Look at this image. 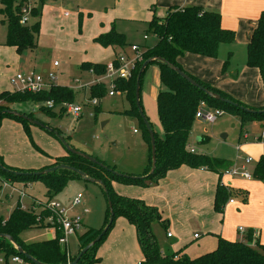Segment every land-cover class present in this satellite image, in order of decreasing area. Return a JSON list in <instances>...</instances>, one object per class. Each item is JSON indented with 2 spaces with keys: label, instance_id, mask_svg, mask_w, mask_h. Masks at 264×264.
<instances>
[{
  "label": "trees",
  "instance_id": "16d2710c",
  "mask_svg": "<svg viewBox=\"0 0 264 264\" xmlns=\"http://www.w3.org/2000/svg\"><path fill=\"white\" fill-rule=\"evenodd\" d=\"M41 2L42 4L45 3L43 0ZM0 3V14L3 16L2 22H6L8 26L5 45L14 47L18 54H23L26 50L35 49L37 46L36 38L41 31L42 9L33 7L31 17L34 19V22L24 25L21 23L22 7L24 6L23 0H0ZM149 32L153 33L157 41L152 46L145 47L143 61L138 64L136 71L130 79L116 81L117 90L123 92L131 103V108L126 110L125 114L138 117L144 126L145 139L149 147L150 162L143 174L140 176L133 174H124V176L117 175L113 172L116 171L114 168L98 158L108 168L93 163L81 155L67 151L66 155L55 158V162L51 166L29 170L9 167L4 164L0 156V163L5 168L0 167V176L3 178L2 180L11 179L20 182H43L48 189L49 201L60 193L70 181L76 179L85 180L79 173L68 169L42 173L45 169L52 166L60 164L70 165L85 172L88 177L100 179L105 183L108 194L102 190L107 202L108 196L112 201L114 211L113 222L104 232L101 239L82 255L78 264H95L101 261V258L97 254L98 248L107 237L115 219L118 217L125 218L136 229L138 243L143 253V260L138 264H264V244L258 240L254 245L251 244L254 235L252 230L248 233L247 241L230 240L218 235L217 247L195 258H191L181 251L165 252L158 240L154 226L160 225L166 233H169V221L163 217L159 208L148 205L143 199L120 195L113 188V182L142 184L144 186L155 185L160 179L166 176L168 171L177 169L183 165L197 169L205 168L219 174L214 209L222 213L225 204L232 198V189L225 186L221 179L223 174L232 167L233 163L226 159L213 158L206 154L192 153L189 149V139L194 123L197 120L196 113L200 103L206 102L209 107L229 111L232 114L240 116L243 121L256 119L264 123V107L254 108L247 106L234 99L228 93L189 74L178 63V57L186 53L216 58L218 57L222 44H231L234 42L235 31L223 27L222 16L219 12L195 5L173 7L166 17L160 18L156 15L153 17L149 22ZM94 42L105 48L109 46L123 48L126 45V38L124 34L119 33L112 27L109 32L101 33L97 36ZM230 57L231 53L224 62V72L227 70ZM150 58L163 59L165 62L154 60L148 64L142 73L140 80V103L144 111L142 104L144 77L150 66L158 65L160 68V82L163 88L159 90L157 103L163 135L160 138L154 131L157 147V166L152 175L145 177L148 175L152 166L151 138L139 112L136 100V86L139 70L143 63ZM246 64L250 67L259 68L264 79V11L259 17L258 25L247 46ZM173 66L179 67L211 92L219 94L222 98L229 99L238 105L211 97L177 74ZM83 68L94 71L95 74L103 75L106 70V63L87 62L83 65ZM89 91L90 97L92 98L97 97L101 99L107 95V89L104 84L91 85ZM75 98L76 93L73 89L58 84L52 86L49 90L38 93L19 90L2 91L0 92V123L5 117L16 119L22 122L26 131L30 133L29 125L33 123L7 112L3 113V111L9 109L15 110L11 108V105L16 103L53 101L54 107L42 106V110L48 113H54L55 107L61 106L62 102H74ZM246 108L255 110L256 112H249ZM63 112H65V109L60 107V113ZM24 114L33 119H37L33 115V112ZM42 128L45 129L44 127ZM48 132L56 136L54 132ZM252 177L264 182V155L256 163ZM244 200L247 199L245 198ZM52 214L50 209L43 206L39 210H23L18 204L8 218L0 216V234H8L13 237L17 245L21 246L24 251L41 263L66 264L72 257L73 260L76 259L81 250L104 231L111 216L108 205L104 225L100 229L89 228L80 237L79 252L75 256H71L59 241L60 233H57V236L52 239L32 243H26L21 238V234L24 231L45 227L38 220L39 216L46 217ZM0 253L6 260L13 255L23 256L19 253L14 243L5 237H0ZM23 257L25 260L31 261L25 256ZM31 262L35 264L33 261Z\"/></svg>",
  "mask_w": 264,
  "mask_h": 264
},
{
  "label": "rangeland",
  "instance_id": "374dc122",
  "mask_svg": "<svg viewBox=\"0 0 264 264\" xmlns=\"http://www.w3.org/2000/svg\"><path fill=\"white\" fill-rule=\"evenodd\" d=\"M25 2L30 8L42 9L41 31L36 38L37 46L35 49L26 50L23 54H18L15 50H12L13 52L1 51L0 71H2L1 66L3 65L13 67L15 64L13 62L18 56L21 64L20 71L35 70L37 73L42 74L54 73L58 78L56 84L67 86L75 91L76 98L74 102L81 105L83 110L79 116H75L67 111L60 113V106H57L54 108V113H48L42 110V106H47L48 101L16 103L19 106H16L15 110L27 114L33 112L37 120L61 131L60 134L68 138L67 141L71 146L104 161L117 172L139 176L143 174L141 170L137 173H134L135 171L131 172L134 167L131 165H136L146 155L147 151L149 153L148 142L145 139L144 126L141 120L136 116L125 114V111L131 108V103L124 93H117L115 96L106 95L100 99V104L97 106L86 104L85 101L90 96L89 85L93 81L102 78L103 83L106 84V89H108L109 80L104 78V75H98L94 71L84 69L83 65L87 62L108 63L114 57L115 51L120 52L122 50L131 53L132 43L141 45L144 52V46H152L157 41L153 33L149 32V20L130 21L119 18L112 25L117 26L121 31H118L117 28L116 30L125 35L126 45L122 49L113 47L109 49L95 43L93 33L97 31L99 25L108 24L107 14L113 9L114 0H48L43 4L39 0H26ZM70 4H72V7H69ZM65 11H69V13L66 15ZM2 20L3 16L0 14V44L5 43L8 28L7 23L2 22ZM33 22L34 19L30 18L28 24ZM145 34H149L148 40H145ZM4 47L0 45L1 50H4ZM237 56L235 63L240 64L245 61V53L238 52ZM55 62H58L59 66H54ZM153 67L154 65L148 68L144 77L142 104L154 131L162 138L163 129L158 113V95L151 96L148 92L146 94L145 88ZM1 76L0 74V78ZM157 83L152 77V84L159 92L163 86L161 82L160 84ZM79 87H86V91L79 89ZM158 87L159 89H157ZM12 106L14 104L11 105V108ZM211 109L217 110L220 108L211 107ZM29 127L30 133L26 131L23 123L16 119L5 117L1 120L0 156L7 166L29 170L31 168L30 164H37L41 159L49 160V156H56L63 151L67 152L61 141L47 130L36 124H30ZM32 129L35 130L34 133H32ZM261 130L260 121L256 119L243 121L240 116L224 111V113L217 116L214 122L208 123L196 120L188 147L189 149L194 148L197 154H206L213 158L234 162L238 154L237 146L239 143L244 141L253 142ZM21 135L24 138H21ZM14 143L18 146L17 150L13 148ZM5 153L7 156L4 155ZM132 162L133 164H130ZM14 163H18V165ZM250 167L251 165H248L247 168ZM223 177L232 176L225 172ZM238 177L241 176L236 175L232 178L236 179ZM1 179L3 178L0 176V206L3 205L6 210L8 206L15 205L18 198H20L18 192L12 190L8 185L10 182L13 185L16 184L15 187L23 189L28 194V196L22 197V202L25 205L32 202V197L42 204L49 202L48 189L41 181L23 182V184H27L26 187L25 185H19L20 181L11 179L3 180L8 183L5 185ZM30 183H33L31 188H29ZM116 183L120 184L117 191L131 198H138L135 197L138 196L135 195L136 190L146 187L142 184ZM233 189L231 197L237 203H243L242 197L236 191L238 190L237 187H233ZM80 193L83 195L85 205L71 209L70 214L80 215L84 223L75 234L68 237L66 250L71 256H75L79 249L80 237L89 228L100 229L104 225L107 216L108 202L106 196L98 184L90 181L77 179L70 181L52 200L59 201L63 207H69L70 202ZM262 197L260 200L253 202L255 205L254 210L248 211L244 216L240 217L236 213L227 215V230L233 231L234 228L236 230V237L231 240L242 241L243 239L247 241L250 229L242 225V218L244 220L252 218L256 230L259 233L263 230L264 239V194ZM258 205L261 210L259 214L256 208ZM191 220H188V223ZM122 222L133 227L125 218H116L110 232L98 248L97 254L101 261L95 264H118L117 260L121 258V249L123 248L121 246L125 240H128L126 238L127 234L123 238L120 235L123 231ZM220 224L222 223L220 222ZM239 226H243L244 234L238 232ZM154 229L156 232L157 225L154 226ZM252 230L254 229L252 228ZM48 231L49 229L44 226L37 228L33 231L34 233L27 235V239L39 240L48 237L50 235ZM199 231L203 238L210 236L200 229ZM56 236L57 234H55ZM134 237L135 243L133 240V243H129L130 248L127 247L124 250V255L131 256L133 252H141L136 232ZM254 242V237H252L251 244H254ZM72 258L68 262H72ZM11 264L19 263L11 262Z\"/></svg>",
  "mask_w": 264,
  "mask_h": 264
},
{
  "label": "crops",
  "instance_id": "0c3cea01",
  "mask_svg": "<svg viewBox=\"0 0 264 264\" xmlns=\"http://www.w3.org/2000/svg\"><path fill=\"white\" fill-rule=\"evenodd\" d=\"M112 5H114L113 9H111V11L107 14L108 24L106 25L104 23L105 25L101 24L97 27V31L93 33L95 38L101 33L109 32L112 27L121 31L117 26L112 25L114 22H117L119 18L130 21L149 20L150 22L155 15L160 18L166 17L169 14L170 9L173 7L193 5L219 12L222 16L223 27L235 31L234 42L231 44H222L217 58H211L194 53H186L185 55L178 57V63L189 74L224 91L225 93H228L234 99L246 104L247 106L254 108L264 107V79L261 71L257 67H250L246 64L247 46L255 28L258 25L259 17L264 11V0H114ZM69 7H72V4H70ZM65 13L67 15L69 11H65ZM0 45L5 46L4 50L0 49V52H13L12 50H15L16 52L14 47L6 46L5 43ZM111 47L112 46L106 48L110 49ZM113 48L122 49V47ZM121 52L125 51H115V55L112 60ZM238 52L246 54L245 61L240 64L235 63L238 57ZM125 53L129 55L133 54L132 51L131 53ZM230 53L231 57L229 59V65L227 70L224 72V62L228 59ZM13 63H15L13 67H10L9 65H7V67L6 65L1 66L2 71H0V74L2 76L0 78V92L15 90L11 85V78L20 71L21 64L18 56ZM152 77L160 84V68L158 65H154L152 68L150 79L145 85L146 94L150 93L151 96H157L159 92H157L155 86L152 84ZM157 89H159V87ZM16 106L19 105L14 104L12 108L15 109ZM261 125L263 130L264 125L262 122ZM34 131L35 130L32 129V133H34ZM261 132L257 137H255L256 139L253 142L244 141L239 143L237 146L238 154L236 159H234V162H231L233 163L232 166H240V164L243 165L245 159L248 156H251L253 158V162L250 164L251 167L249 169L247 168V170L253 172L256 163L259 161L260 157L264 155V142L258 140ZM21 138H24V136L21 135ZM202 140H204V138H202ZM13 148L17 150L18 146L14 143ZM66 154L67 152L63 151L56 156H49V160L41 159V161L39 160L37 164H30V169H41L51 166L55 162V158ZM4 155L7 156L6 153ZM129 158L131 159V157ZM149 162V153L147 151L146 155L136 165H131L134 166L131 169V172L135 171L134 173H137V171L141 170L143 173L148 168ZM14 164L18 165V163ZM130 164H133V162ZM232 177L226 178L222 176L221 180L223 184L232 189V191L234 190L233 187H237L238 190L236 191L239 192V195L242 197L243 203H237L236 200L234 203H229L228 200L222 213L217 212L214 209L219 174L205 168L197 169L183 165L177 169L168 171L166 176L160 179L157 184L136 190L135 195L138 196L135 197L143 199L148 205L159 208L161 213H163V217L169 221L168 231L172 233V237L166 236L167 233L160 227V225H157L156 231L158 240L165 252L181 251L191 258H195L214 250L217 247L218 235L230 240L236 237L235 228L233 231L227 230V215L230 213H236L238 216L242 217L247 214L248 211L254 210L255 205L253 202L263 198L264 182L253 177L250 179H246L243 176L236 179H233ZM18 184L25 185L23 182H19ZM31 184L33 183H30L29 188L32 187ZM9 185L14 191H16V189L23 190L15 187L14 185L16 184L13 185L11 182ZM119 185L120 184L114 182L113 188L118 194L123 195L117 191ZM245 198L247 200H244ZM33 200L37 199L32 197V202ZM19 202H22L20 198H18L15 205L8 206L7 210L3 208V205H1L0 216L8 218ZM32 202H30L29 205H32ZM71 203L72 202H70L69 206H71ZM83 205H85V203ZM256 208L257 213L259 214L261 211L259 209V205ZM191 219L194 220L192 221ZM188 220L191 221L188 223ZM220 222L222 224H220ZM241 223H243L242 225H245V227L250 230H252V228L254 229L252 232L254 234L253 237L255 242L258 240L260 243L264 244L263 230L261 233L256 230V225L252 218H247L246 220L242 218ZM121 225L123 227V231L120 235L123 238L124 235L127 234L126 238H128V240L123 242L121 246L123 247L121 249V258L117 260V262L118 264H138L143 260L142 250L141 252H133L131 256L124 255V250L127 247L130 248L129 243H131L132 240L135 243L134 236L136 229L133 225L132 226L134 228L123 222ZM239 227L241 228L243 226ZM240 228L238 232L244 234L245 231L241 232ZM199 229L202 230L203 233L210 236L203 238ZM34 230L36 229L24 231L21 234L22 240L26 243H32L55 237V232L49 229L48 232L50 235L48 237L46 236L45 238H40L39 240H28L27 235L34 233ZM195 234H199V237L194 238ZM242 241L244 240L242 239ZM79 249L76 254L79 252ZM1 257H3L2 254H0V258Z\"/></svg>",
  "mask_w": 264,
  "mask_h": 264
},
{
  "label": "built area",
  "instance_id": "2783aa9c",
  "mask_svg": "<svg viewBox=\"0 0 264 264\" xmlns=\"http://www.w3.org/2000/svg\"><path fill=\"white\" fill-rule=\"evenodd\" d=\"M22 1V0H21ZM24 1V6L22 7V16H21V23L26 25L29 23V20L31 17V11L33 7H29L26 5V0ZM42 1V0H39ZM48 1V0H43ZM145 40L149 38V34H145L144 36ZM131 51L132 55H129L125 52H121L119 55L116 56L113 60L106 63V70L104 75V78L109 80V87L107 89V95L109 96H115L117 93H123L116 88V81L117 80H128L133 76V73L136 71L138 64L143 61V51L141 49V46L138 44H132L131 45ZM58 62H55L54 65L58 66ZM57 77L54 73H37L35 70H26V71H19L11 78V85L14 87H17L19 91H27L32 93H38L42 91H46L52 88V86L56 85ZM94 84H104L102 78L97 79L93 81L89 85L90 86ZM86 87H79V89L86 91ZM86 104L97 106L100 104V99L95 97L92 98L89 96V98L85 101ZM48 107H54L53 101L47 102ZM65 111H67L70 114H73L75 116H79L82 112L83 108L81 105L75 104V102H62L61 106ZM224 113V110L221 109H211L205 102H201L200 106L196 113L197 120H200L202 122H214L217 119V116ZM136 132V130H135ZM259 141L264 142V129L261 132L260 138H258ZM192 153H195V149H190ZM253 162V158L251 156H248L245 159V162L243 165L238 166L234 165L230 167L226 173L231 176L240 175L243 176L246 179L252 178V172L247 170V166L250 165ZM240 167V168H239ZM3 183L7 185V182ZM9 185V184H8ZM10 186V185H9ZM16 192H18V195L20 197V200L22 201V197L28 196L26 192L20 189H16ZM235 200L232 198L229 199V203H234ZM1 203V202H0ZM23 210H30V209H36L39 210L42 206L45 208H48L52 211V215L50 216H39L38 220L41 221L46 228L53 230L55 234L60 233V243L64 245V248L66 249L68 245V237L70 235L75 234L78 229H80L83 225V221L80 215L78 214H70L71 209H74L77 206H81L84 204L83 202V195L80 193L78 194L72 201L71 206L69 207H63L59 201H53L50 200L46 204H42L38 200H33L32 205H25L23 202L18 203ZM17 204V205H18ZM241 232H244L245 230L241 227ZM168 237H172V233H167ZM199 234H195L194 238H198ZM68 252V250H67ZM69 254V252H68ZM70 260V259H69ZM19 263V264H33L31 261L25 260V258L21 255H13L8 260H6L3 257L0 258V264H8V263ZM68 262L67 264H70Z\"/></svg>",
  "mask_w": 264,
  "mask_h": 264
},
{
  "label": "water",
  "instance_id": "95a60500",
  "mask_svg": "<svg viewBox=\"0 0 264 264\" xmlns=\"http://www.w3.org/2000/svg\"><path fill=\"white\" fill-rule=\"evenodd\" d=\"M154 60H159V61L165 62V60H163V59H156V58H150V59L146 60L143 63V65L140 68V70H139L138 77H137V86H136V100H137V105H138V108H139V112H140V114H141V116L143 118V121H144L145 126L147 128V131L149 132V135H150V138H151L152 166H151V170L149 171L148 175H146L145 177H148L149 175H152L155 172V169H156V166H157V147H156L155 132H154L152 126H151L150 121L146 117V115H145V113H144V111H143V109L141 107V103H140V101H141V99H140L141 83H140V80H141L142 73L145 71V69L148 66V64H150ZM173 69L177 72V74H179L182 78L187 80L190 84H192L195 87L200 88L205 93L209 94L211 97H214L216 99L225 101L227 103L238 105L237 103H235V102H233V101H231L229 99L222 98L219 94H215V93L211 92L210 90H208L207 88L203 87L197 81H195L192 77H190L186 72L181 70L179 67L173 66ZM246 110L249 111V112H256L255 110H252V109H249V108H246ZM5 112H7L9 114H12V115H15V116H18V117H21L23 119H26L30 123L36 124V125H38L40 127H44L48 131L54 132V134L57 136V138L66 147L67 151H70V152L75 153L77 155H81V156H83L84 158L90 160L93 163H97V164H99L100 166H102L104 168H108L104 163L100 162L95 157L87 155L86 153H84V152H82L80 150H77L76 148L71 146L70 143H68V141L66 140V138L62 134H60L58 130L54 129L53 127H50V126L44 124L43 122H41V121H39L37 119H33V118L29 117L28 115H26L24 113H20V112H18L16 110L9 109V110L3 111V113H5ZM260 112H262V111H260ZM0 167L4 168V166L1 163H0ZM59 169H68V170H72V171H75V172L79 173L83 177V179L98 184L108 194V189H107L105 183L102 180L96 179V178H90V177H88V175L85 172H83V171H81V170H79V169H77L75 167H72L70 165L60 164V165L52 166V167H49V168L45 169L42 173H48V172H52V171L59 170ZM113 172L115 174H117V175H123L124 176V174L119 173L117 171H113ZM125 176H127V175H125ZM108 205L110 207L111 216H110V219H109V223L105 227L104 231L98 237H96L93 241H91L88 245H86L81 250V252L78 254L76 259H74L70 264H78V262H79L80 258L82 257V255L85 252H87L94 244H96L101 239V237L104 234V232L109 228V226L113 222L114 211H113L112 201H111L109 196H108ZM0 237H5V238L9 239L12 243H14L15 247L18 249L20 254H22L26 258L30 259L31 261H33L35 264H44V263L39 262L36 258H34L31 255H29L26 251H24V249L21 246H19V245H17L15 243L13 237H11L10 235H8V234H0Z\"/></svg>",
  "mask_w": 264,
  "mask_h": 264
}]
</instances>
